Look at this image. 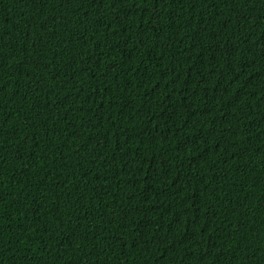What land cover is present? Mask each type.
I'll use <instances>...</instances> for the list:
<instances>
[{
  "label": "trees",
  "instance_id": "1",
  "mask_svg": "<svg viewBox=\"0 0 264 264\" xmlns=\"http://www.w3.org/2000/svg\"><path fill=\"white\" fill-rule=\"evenodd\" d=\"M0 264H264V0H0Z\"/></svg>",
  "mask_w": 264,
  "mask_h": 264
}]
</instances>
